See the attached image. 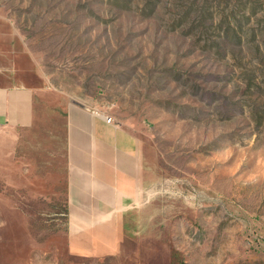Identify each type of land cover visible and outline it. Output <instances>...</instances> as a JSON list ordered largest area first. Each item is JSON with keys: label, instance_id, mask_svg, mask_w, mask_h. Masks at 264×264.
I'll use <instances>...</instances> for the list:
<instances>
[{"label": "rangeland", "instance_id": "obj_1", "mask_svg": "<svg viewBox=\"0 0 264 264\" xmlns=\"http://www.w3.org/2000/svg\"><path fill=\"white\" fill-rule=\"evenodd\" d=\"M36 67L28 128H0V264H264V0H0ZM138 150L120 245L67 243L68 109Z\"/></svg>", "mask_w": 264, "mask_h": 264}, {"label": "crops", "instance_id": "obj_2", "mask_svg": "<svg viewBox=\"0 0 264 264\" xmlns=\"http://www.w3.org/2000/svg\"><path fill=\"white\" fill-rule=\"evenodd\" d=\"M32 58L0 34V128H28L38 92ZM106 119L68 109L67 243L76 254L100 256L118 249L126 213L140 197L138 150Z\"/></svg>", "mask_w": 264, "mask_h": 264}]
</instances>
